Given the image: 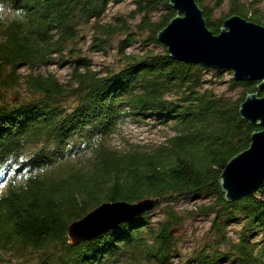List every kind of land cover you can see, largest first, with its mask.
I'll list each match as a JSON object with an SVG mask.
<instances>
[{
    "label": "trees",
    "instance_id": "obj_1",
    "mask_svg": "<svg viewBox=\"0 0 264 264\" xmlns=\"http://www.w3.org/2000/svg\"><path fill=\"white\" fill-rule=\"evenodd\" d=\"M131 1L133 32L126 20L101 24L110 3ZM215 34L236 14L261 23L257 10L227 0H195ZM22 10V20L0 19V92L23 83L31 92L0 102V249H27L31 264H171L174 232L184 223L174 204L197 203L186 217L210 222L206 240L182 264H264V180L257 191L227 203L218 178L226 162L245 149L256 129L241 118L240 102L257 82L229 80L237 97L207 86L199 64L171 59L156 34L175 15L168 0H0ZM94 29L90 49L117 41L122 63L105 74L94 71L74 46L83 27ZM144 34V35H143ZM132 42L138 53H126ZM152 47H158L155 50ZM71 63L70 78L33 74L55 61ZM28 70L22 73L21 69ZM264 91H260L262 95ZM1 95V93H0ZM70 101L71 103H68ZM170 129L156 144L110 142L125 123ZM158 198L151 211L118 224L91 240L72 245L69 224L102 202ZM155 223V226H154ZM236 224L235 236L229 226Z\"/></svg>",
    "mask_w": 264,
    "mask_h": 264
},
{
    "label": "water",
    "instance_id": "obj_2",
    "mask_svg": "<svg viewBox=\"0 0 264 264\" xmlns=\"http://www.w3.org/2000/svg\"><path fill=\"white\" fill-rule=\"evenodd\" d=\"M175 11L158 30L157 40L171 59L229 70L235 81H255L257 91L246 93L238 107L243 120L255 126L249 145L232 156L221 170L218 182L225 202L257 191L264 180V26L233 14L223 20L217 34L206 25L195 0H168ZM158 198L135 202H102L71 222L67 236L72 245L91 240L114 229L133 216L155 208Z\"/></svg>",
    "mask_w": 264,
    "mask_h": 264
},
{
    "label": "rangeland",
    "instance_id": "obj_3",
    "mask_svg": "<svg viewBox=\"0 0 264 264\" xmlns=\"http://www.w3.org/2000/svg\"><path fill=\"white\" fill-rule=\"evenodd\" d=\"M211 5L215 4L217 0H207ZM243 2L247 8L257 10L260 17V25L264 26V0H239ZM134 4L131 1H124L120 3H110L106 12L102 16L101 24H115L119 20H126L130 29L133 32L138 33L134 27L140 21V16L131 18ZM228 11L227 0L222 1L221 6L215 9V16L226 14ZM94 29L91 27H83L79 31V39L74 43V46L80 50L81 56L87 58L91 68L100 73L105 74L108 70H116L122 63V57L118 55V48L116 46L117 41L124 38L125 34H116L110 39L112 45L107 49L101 51H94L90 49V43H92V36ZM144 35V34H143ZM155 50H160L158 47H152ZM140 51V45L137 42H132L131 45L126 49V53H138ZM65 58L64 63H57L56 60L52 61V64L48 66H41L38 70L33 71V74L37 72L42 75L52 73L55 75L60 83H65L70 78L72 70V64L69 63ZM22 73H27L28 70L21 69ZM210 83L207 82V86L212 88L217 94L220 95H231L237 97L240 94V88L228 89L229 80L232 78L231 71H224L222 73V79L215 78V74L207 72L205 75ZM0 102L12 103L19 101L21 98H27L31 92L28 90L26 85L21 83L20 86L13 89H7L0 92ZM71 103L70 101H67ZM173 132L170 129L162 127H153L152 125H135L132 123H125L120 131L113 135L110 142L117 148H124L129 144L135 143L138 145L143 144H156L164 139L165 135H171ZM5 186L0 187V193L3 191ZM208 203L209 200L198 201L197 203ZM197 203L189 200H179L174 206L178 210L179 214L182 215L184 223L174 232V241L176 242L177 254L171 259V264H182L183 261L191 255L194 249H198L202 246L204 240H206L207 230L210 226L209 220L203 216L188 218L186 212L190 210ZM151 218L153 221L161 220L162 213L160 209L151 210ZM155 226V223H154ZM230 236H235L234 231L238 230L236 224L229 226ZM27 249L11 248L6 250L0 249V264H31V259L28 252H24ZM223 264H235L231 261H227Z\"/></svg>",
    "mask_w": 264,
    "mask_h": 264
},
{
    "label": "clouds",
    "instance_id": "obj_4",
    "mask_svg": "<svg viewBox=\"0 0 264 264\" xmlns=\"http://www.w3.org/2000/svg\"><path fill=\"white\" fill-rule=\"evenodd\" d=\"M10 19V20H22L23 13L22 10H16L14 13L11 9H6L3 4H0V19Z\"/></svg>",
    "mask_w": 264,
    "mask_h": 264
},
{
    "label": "snow or ice",
    "instance_id": "obj_5",
    "mask_svg": "<svg viewBox=\"0 0 264 264\" xmlns=\"http://www.w3.org/2000/svg\"><path fill=\"white\" fill-rule=\"evenodd\" d=\"M3 185H0V187H2Z\"/></svg>",
    "mask_w": 264,
    "mask_h": 264
}]
</instances>
